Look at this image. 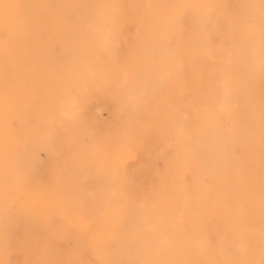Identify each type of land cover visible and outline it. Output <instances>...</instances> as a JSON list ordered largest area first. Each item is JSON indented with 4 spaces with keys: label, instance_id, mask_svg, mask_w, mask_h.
I'll use <instances>...</instances> for the list:
<instances>
[{
    "label": "bare ground",
    "instance_id": "1",
    "mask_svg": "<svg viewBox=\"0 0 264 264\" xmlns=\"http://www.w3.org/2000/svg\"><path fill=\"white\" fill-rule=\"evenodd\" d=\"M0 264H264V0H0Z\"/></svg>",
    "mask_w": 264,
    "mask_h": 264
},
{
    "label": "rangeland",
    "instance_id": "2",
    "mask_svg": "<svg viewBox=\"0 0 264 264\" xmlns=\"http://www.w3.org/2000/svg\"><path fill=\"white\" fill-rule=\"evenodd\" d=\"M103 117H106L105 113H102Z\"/></svg>",
    "mask_w": 264,
    "mask_h": 264
}]
</instances>
